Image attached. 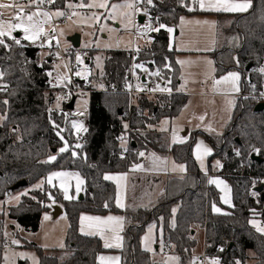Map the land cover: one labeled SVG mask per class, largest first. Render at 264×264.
I'll list each match as a JSON object with an SVG mask.
<instances>
[{"label":"trees","instance_id":"16d2710c","mask_svg":"<svg viewBox=\"0 0 264 264\" xmlns=\"http://www.w3.org/2000/svg\"><path fill=\"white\" fill-rule=\"evenodd\" d=\"M63 3L64 0H59L56 6L60 8ZM252 3L253 7L244 14L236 15L234 23L226 30L237 37V45L211 54L216 77L233 69L240 72L241 93L252 92L249 81L260 82L264 79V74L259 72L260 68H264V0H252ZM153 5V15L157 17L158 24L173 29L181 16L209 14L198 10L189 12L181 6L180 0H153ZM150 39L147 47L135 53L134 63L162 69L163 78L174 93L139 99L138 109L145 115L133 109L129 116L126 95L94 93L89 100L87 131L78 141L70 126L71 118L65 116L66 106L63 105L61 111L50 109L52 92L46 85L49 63L45 61L40 66L25 64L27 59L33 60L35 48L24 41L16 45L6 40L10 48L0 46V72L3 73L0 78L3 84L0 101H9L7 105L0 103V114L7 117L5 121H0V201L11 193L34 186L52 170L78 171L84 180L81 200L63 201L56 189L44 186L42 190L31 189L27 195H22L16 206L8 208L7 217L23 230L37 232L48 194L51 193L56 201L63 203L68 216L65 247L47 250L32 243L23 245L37 253L38 264H97L96 256L104 250L98 238L83 236L78 232L81 212L96 215L119 213L124 216L125 247L121 252V264H161L152 262L140 245L141 236L152 223L161 228L164 248L177 255L180 264H187L191 257L195 246L191 238L194 226L204 228L205 253L210 258L219 259L220 264H236V261L244 264L248 259L247 252L254 254L253 264H264V236L249 224L252 218H259L264 223V201L259 194L254 196L248 190L251 183L264 185V109L253 112L256 105L254 99L237 98L232 118L218 142L204 135L214 147L208 161L209 171L213 159H223V178L231 189V208L220 204L218 191L208 185L206 175L198 171L191 156V142L168 146L164 135L137 134L133 136L134 146L130 142L125 155H122L116 138L123 131L125 120L130 121L133 129L143 130L156 125L162 118L176 117L188 99L187 95L175 91L179 69L175 52L169 49V32L161 29L150 35ZM128 53L125 50L105 51L103 71L93 78L101 79L106 84L119 85L126 78L131 65ZM231 55L235 61L230 64L228 59ZM248 65L250 68L245 71ZM51 121L59 128H53ZM61 129V135L69 144V150L64 153L57 152L64 142L56 134ZM236 140L240 142L239 145ZM77 143L82 147L75 148ZM137 148L145 152L151 150L158 154H170L176 162L184 163L188 173L185 181L194 180V185L171 179L165 184L164 193L154 206L126 208L123 211L116 209L114 186L104 179V174L129 172L133 163L140 162ZM53 151L57 160L44 163ZM73 151L77 156L72 155ZM234 151L240 152L239 159L233 158ZM251 155L257 156L260 162L251 161ZM240 161L248 165L242 178L238 176ZM19 181H25L26 186L11 191V187ZM172 182L177 183L174 193V188L169 186ZM106 203L108 207H105ZM213 204L226 209L229 214L213 213ZM173 208L177 210L175 215ZM2 227L0 214V262ZM231 244L232 247L227 250ZM221 248L224 250L220 251ZM17 264L28 262L19 260Z\"/></svg>","mask_w":264,"mask_h":264},{"label":"rangeland","instance_id":"374dc122","mask_svg":"<svg viewBox=\"0 0 264 264\" xmlns=\"http://www.w3.org/2000/svg\"><path fill=\"white\" fill-rule=\"evenodd\" d=\"M141 1V0H140ZM138 3H141V2ZM4 2H9V0H4ZM87 2H91V0H87ZM68 3H72L73 5H77L80 3V0H64L63 5L55 11H63L67 13L69 17L73 11L79 13L77 16H71L65 23H57L56 25L52 24V21L57 20L59 17L52 16L50 23L45 25V29L48 32V36L41 37L45 39L51 38L52 35L56 33L57 37H55V41L57 45H62L63 47H68L70 45V39L78 36L80 38L79 48L86 50L88 54H90V58L93 61V65L91 67V75H98L103 71V55L104 52L107 50H131L139 47V49L147 47L149 43V38L147 37L152 31H145L143 35H141V30L145 28V25L149 24L150 21L147 18V14L145 15V9L139 8L137 12L133 9H119L115 13L114 18L110 17L109 13H111V5L112 4H125V3H135L134 0H108L109 7L107 9H100V8H68ZM10 10L5 11V19H7V12ZM37 11V10H34ZM41 11V10H40ZM32 12V11H31ZM97 13L99 15V20H87L85 19L87 16L91 15V13ZM30 13V12H29ZM244 14V13H243ZM139 16L146 17V20L140 24L137 22V18ZM130 17V18H129ZM187 21V20H186ZM187 23L181 25L178 23L175 31L178 32V36L176 37L177 48H175V61H185L186 63L180 64L178 63L179 69V78H182L184 84H186V88L182 87L179 90L185 94H187L188 99L186 104L184 105L183 109H181L179 115L176 118H163L159 122L160 130L167 129L165 132H169L168 134L164 135L166 139V144L168 146L177 145V144H185L188 142L192 143L191 147V156L196 164V167L201 175L205 176V171L201 169V164L196 159L195 149L196 144L199 142H203L205 146L212 149V154L214 153V147L212 142H210L204 135L211 137L212 139L218 142L219 138L224 133V130L227 124L230 122L233 114V108L237 97H234L235 94H240L242 91L241 85V74L238 70H230L220 76H215V66L213 64V56L205 51H194L191 49L192 46L190 45L192 37H199L198 32L190 33V35H186L187 32L186 26ZM218 26V25H217ZM221 26V30L218 34V42L215 37V29L213 34V39L211 37L213 45H219L218 50L226 47V48H233L237 45L238 40L237 37L234 36V33H229L224 31V22L219 23V28ZM51 28H55V32L51 31ZM133 31L135 32V36H133ZM61 32L63 34L61 35ZM14 36L18 35L21 41H24L30 47H36L40 40H38L35 44L24 40L23 33L17 31L13 33ZM211 36V33H210ZM5 41L8 40L13 42L11 39L7 37L4 38ZM14 43V42H13ZM189 45L190 47L185 46ZM197 48V47H193ZM215 48V47H214ZM179 50L183 52L178 53ZM192 50V51H189ZM217 50V51H218ZM196 52H201L202 54H198ZM99 57V60L97 59ZM208 61L212 63L209 64ZM235 61V57L231 55L230 59H228V63ZM145 68V67H144ZM166 68V67H164ZM138 71L141 73H146L147 75L153 72V69L145 68L147 71L141 68H137ZM238 72L240 74V81H239V93L229 92L228 88L229 85H219L214 90L213 84L205 85L206 81L203 79L204 75L210 74L211 76V83L213 82V78L219 79L220 77L226 75L229 72ZM1 73V72H0ZM1 78V77H0ZM95 80L94 78L92 79ZM2 83L0 82V88L2 87ZM203 86V87H199ZM196 86V88H193ZM198 92V94L193 93ZM234 101V104H229V101ZM59 105V106H57ZM88 105H89V96L84 95L80 96L75 101V107L72 110L65 109V116L71 118L70 126L72 122L83 123L84 127L87 129V120H88ZM64 107L59 101H52L50 109L61 111V108ZM74 113H83L82 115H74ZM1 115V114H0ZM203 116L204 120L201 121L199 117ZM164 121H167L165 124ZM211 126L213 131H208V127ZM72 128V126H71ZM74 138L77 141L81 138V136L85 133V131H81L77 133V131L72 128ZM173 132L177 138H183L185 140L184 143H172V136ZM185 134V135H183ZM64 146V142H63ZM62 146V147H63ZM61 148V147H60ZM59 148V149H60ZM59 149L57 152H59ZM155 153L156 156L160 157L161 160L166 161L167 163H162L158 167H153L151 162V154ZM56 154L52 152L51 155ZM204 157V168L207 170V174L213 175L216 173L219 168L216 166V162L222 159V157L215 158L210 162V171L208 169L209 166V158L212 156ZM173 162L175 164L180 165L184 163L176 162L170 154H158L154 151L149 150L145 153L144 157H141L139 164H143L145 166V170L143 171H135L131 173V178H133V185L132 188L129 190L128 195V176L126 181H114V180H106L113 184L115 189V198H114V206L116 209L123 211L125 208H138L141 207H151L154 206L159 197L162 195L160 191L162 186L168 183L171 179H180L185 181L188 173L187 169L185 172H180L179 170L173 171ZM186 167V165H185ZM54 171H67L73 173H79L78 171L74 170H52L48 172L42 180H46L48 175ZM120 174L125 173H107L106 175L117 176ZM80 177L82 178L81 174L79 173ZM214 178L222 179L230 189L229 183L222 177V176H215ZM83 179V178H82ZM140 180V182L136 180ZM41 180V181H42ZM207 180V179H206ZM84 181V180H83ZM40 183L37 182L34 186L23 188L19 191L9 194L5 197L3 201H0V214H2V236H3V244H2V251H1V262L0 264H17L19 260H26L28 264H38V255L34 250L24 248V243H32L42 249H63L65 247V238L66 232L68 228V216L66 211H64L63 203L58 202L52 196V194H48L47 201H46V209L42 212L40 222H39V229L37 232H30L25 231L20 228L13 220L7 217L8 208L16 206L20 199L17 201L13 199L16 196H21L23 193H27L31 189L42 190L44 186L48 187L49 189H56L59 195L61 196L63 201H76L81 200L80 196L83 192V185L81 186V191L77 195L75 192V185L76 181L74 178L70 179L68 182L69 187V195H74L75 198L71 200L64 199L63 191L60 187L59 180H54L53 185H49L44 183L41 188H37L36 185ZM119 183V188L117 184ZM189 186L194 185V180L185 181ZM208 183V180H207ZM208 185H211L208 183ZM169 186L175 188L177 186L176 182H172ZM213 186L219 193V202L223 207H229L227 204H224L221 197L224 196V193L217 188L215 185ZM165 188V186H164ZM164 193V192H163ZM172 193V194H173ZM26 194V195H27ZM49 195H51L52 199H49ZM229 198L231 200V194L229 192ZM129 196V197H128ZM117 198L120 199L122 207L117 206L116 200ZM133 202L131 203V201ZM139 207V208H141ZM219 207V206H217ZM56 208L61 211V213L56 214ZM220 208V207H219ZM47 215L49 219L45 220L44 217ZM100 216L102 218H106L109 215L122 217L124 219L123 231L119 234L123 236V248H105L104 241L100 239L99 236H87L81 233L80 231V217L81 216ZM255 219L258 223H261L259 218H252ZM250 219V220H252ZM249 220V221H250ZM87 224V222H85ZM250 224V223H249ZM262 224V223H261ZM264 224V223H263ZM153 225L149 224L145 232L140 238V245L141 249H145V244L143 242V237L145 235H150V247L151 251H145L149 254V257L152 262L154 263H161V264H180L175 258L178 257L175 254H169L167 251H164V246L162 242V234L161 228L155 227L151 233H149L148 229L149 226ZM155 225V224H154ZM251 225V224H250ZM156 226V225H155ZM252 226V225H251ZM124 229H125V218L122 214L119 213H107L104 215H96L91 214L88 212H81L78 216V232L87 237H96L101 242V247L104 250L97 255L96 263L100 264L98 257L103 256H119L121 264L122 255L121 252L125 247L124 241ZM255 230V228H253ZM256 231V230H255ZM257 232V231H256ZM264 236V235H263ZM17 240L19 241L18 244H13L12 241ZM197 243L193 250V254L191 255L187 264H192L193 258H201L204 256V248L201 244L202 241L196 238ZM61 245H63L61 247ZM23 254V256L21 255ZM247 261L244 264H252L254 263V254L251 252H247ZM5 256H7V260H5ZM66 257V254H64ZM197 259V260H198ZM211 259L217 258H210L207 259L203 264H208ZM241 264V263H240Z\"/></svg>","mask_w":264,"mask_h":264},{"label":"snow or ice","instance_id":"6c2138e0","mask_svg":"<svg viewBox=\"0 0 264 264\" xmlns=\"http://www.w3.org/2000/svg\"><path fill=\"white\" fill-rule=\"evenodd\" d=\"M56 0H28L27 4H21L19 0H9V2H4V0H0V46H3L4 48H10V45H8L5 42V37L8 39H11L16 45L21 44V40L17 38L16 36L13 35V33L20 31L23 33V39L30 41L32 43H36L38 40L41 39V37H46L48 36V32L45 29V25H48L50 23V20L52 16H57L61 17L64 16L65 13L63 11H56V12H49V11H40L39 7L45 3L48 4H54ZM141 2L147 4V5H153V0H141ZM181 6L187 8V11L193 12V11H201V12H207V13H246L248 12L249 9L253 7L252 0H180ZM32 5H36L37 11H32V12H26V8L31 7ZM154 6V5H153ZM68 8H100V9H107L109 7L108 0H91V2H87V0H80V3L77 5H73L72 3H68L67 5ZM133 9V10H138L136 8V3H125V4H112L111 5V13H109L110 17L114 18L115 13L119 9ZM6 10H11L7 12V19H5V11ZM147 14L145 10V15ZM79 13L73 11L71 13V16H77ZM71 16L69 18H71ZM130 18V17H129ZM85 19L87 20H99V15L95 12L91 13V15L87 16ZM196 23V24H205L209 25L211 28H215V23L214 22H209L207 20L205 21H186L184 17H181L180 23L181 25L185 23ZM161 29H166L167 32L173 33L174 29L171 27H167L164 24H159V27L153 28L152 24L149 23L145 25V28L141 30V35L144 34L145 31H156L159 32ZM51 31L55 32V28H51ZM63 32H61V35ZM51 39H48V45L51 46ZM151 41H149L150 43ZM40 47H44V42L41 41L39 44ZM140 49L139 47L136 48V52L139 53ZM57 57L59 58V54L56 53ZM99 60V57L97 58ZM76 62L77 64H82L83 61L78 54L76 56ZM177 63L184 64L186 63L185 61H177ZM209 64H211V61H208ZM237 64H239V60L237 59ZM57 69L60 67L59 65L55 66ZM64 67L68 69V65L65 64ZM133 68H141L147 71V69L144 68L143 64H134ZM69 71L71 69H68ZM259 72L261 74H264V68H260ZM155 75L159 76L160 73L156 72L154 73ZM48 76H52V72L47 73ZM76 76H80L81 78L86 79L88 75V70L85 68L82 71H76L75 72ZM3 76V73H0V77ZM57 84L53 85L59 86L61 83L65 81H69V78L64 75L58 73L57 76L55 77ZM239 81H240V74L238 72H229L226 75L220 77L219 79L213 78V86L214 90L216 89L217 86L219 85H229L230 87L228 88L229 92H235L239 93L240 88H239ZM70 82V81H69ZM169 83L171 82L170 80L168 81ZM102 87V86H101ZM129 88H131V85H129ZM253 88L255 86L253 85ZM145 89L142 86H137V91H144ZM150 92H168L171 94L172 89L171 88H162L160 87L159 84L156 85L155 88H150L148 89ZM262 96H264V93H261ZM58 101L59 99H62L61 97L57 98ZM0 103L7 105L9 103L8 100H3L0 101ZM229 104H234V101H229ZM59 106V105H57ZM83 113H74V115H82ZM7 117L5 115H0V121H5ZM201 121L204 120V117L201 116L199 117ZM53 128H59V125H57L54 121H51ZM166 124L167 121H164ZM72 128H74L77 133L81 131H87V129L84 127L83 123H78L73 121L72 122ZM151 127V126H149ZM124 128L127 129L128 125L125 124ZM162 131H166L167 129H161ZM208 131H213L211 126L208 127ZM15 131V129H14ZM63 129L58 131L56 134L57 136L60 137L61 140H64V137L61 135V132ZM122 141V144L126 141L125 136H121L119 138ZM185 140L183 138H177L175 135V132H173L172 136V143H184ZM82 145L80 143H77L75 145V148H81ZM69 150V144L68 141L64 140V146L59 149L60 153H64ZM127 151V149H124ZM255 151L259 152L258 149ZM212 154V149L208 148L203 144V142H199L196 144V149H195V155L197 161L200 162L201 164V169L205 171V174L207 175V170L204 168V157L209 156ZM72 155L75 157L77 156V153L75 151L72 152ZM139 157H144L145 153L140 152L137 154ZM236 155H240V152L237 151ZM123 158V157H122ZM57 160V156L55 154L50 155L44 163H52ZM151 162L153 167H158L162 163H167L166 161L161 160L160 157L156 156L155 153L151 154ZM216 166L218 168L222 167L219 161L216 162ZM145 170V166L143 164L139 163H133L130 167V171L135 172V171H143ZM179 170L180 172H185L186 167L183 164L177 165L175 162H173V171ZM74 178L76 181L75 185V192L78 195L79 192L81 191V186L83 185L84 181L80 177L79 173H73V172H67V171H54L51 172L46 180L40 181L38 185H36L37 188H41L44 183H47L49 185H52L53 187V181L54 180H59L60 182V187L63 191L64 194V199L66 200H71L74 199V195H69V187H68V182L70 179ZM105 180H114V181H126L127 180V174H120L117 176H112V175H105L104 177ZM208 183L211 185H215L217 188H219L223 193L224 196L221 197L222 201L224 204H227L229 207H232L233 205L231 204V200L229 198V192L230 189L228 188V185L222 180L218 178H210L208 180ZM119 183L117 184V187L119 188ZM27 193H23V195H26ZM253 195L255 196L256 193L254 192ZM13 199L19 200L20 197L16 196ZM49 199H52L51 195H49ZM117 206L122 207L123 205L121 204V201L119 198L116 200ZM105 207H108L107 203L105 204ZM176 209L173 208L172 212L173 215L176 213ZM212 211L217 214H223V215H228L229 213L222 212V210L217 207L215 204L212 205ZM256 213L253 210V216H255ZM45 220L49 219L47 215L44 217ZM162 219V218H161ZM87 222V224L85 223ZM173 227L175 226V221L172 222ZM249 223L252 225L255 230L264 235V224L258 223L255 219H252L249 221ZM80 231L82 234L87 235V236H99L101 240L104 241V247L107 248H123V236H121L119 233L123 231V225H124V219L122 217L118 216H112L109 215L106 218H102L100 216H81L80 217ZM156 226L153 224L149 226V233L153 231V229ZM150 235H145L143 237V242L145 244V251H151L150 247ZM13 244H18L19 241L13 240ZM63 245H61L62 247ZM163 246V245H161ZM224 249L221 248L220 251H223ZM23 256V254H21ZM175 259L177 262L179 260L178 257L171 258ZM197 259L198 258H193L192 264H197ZM5 260H7V256H5ZM98 260L100 264H119L120 257L119 256H99ZM208 264H220L219 259H211ZM236 264H240V261H236Z\"/></svg>","mask_w":264,"mask_h":264},{"label":"built area","instance_id":"2783aa9c","mask_svg":"<svg viewBox=\"0 0 264 264\" xmlns=\"http://www.w3.org/2000/svg\"><path fill=\"white\" fill-rule=\"evenodd\" d=\"M59 0H56L54 4H48L45 3L39 7V10L41 11H55L57 10L56 4ZM140 0H135L136 8H143L147 12V18L152 24L153 28L159 27L158 19L155 15H153V5H147L143 2L138 3ZM21 4H27L28 0H19ZM34 10H38L36 5H32L31 7L26 8V12H31ZM11 11V10H10ZM138 10H135L137 12ZM69 19V15L65 13L64 16L59 17L57 20L52 21L53 25H56L57 23H65ZM146 20V17L144 18V21ZM153 33H156V31H152L147 37L150 38V35ZM133 36H135V32L133 31ZM55 37H57L56 33L51 36V46L48 45V40L45 38H41L38 45L35 48L34 52V58L27 59L25 61V64H37L40 66L43 62L47 61L50 65V69L47 71L52 72V76L46 75V85L52 92V99L53 101H58V97H61L62 99H59V102L62 105L69 104L72 100H74L73 109L75 107V101L78 97L88 95L89 100L90 96L94 93H118V94H124L128 98V104H127V115L129 116L133 109H136L139 114L145 115V113L141 112L138 109V100L139 99H152L155 96H163V95H171L168 92H150L148 89L155 88L157 84L160 85L162 88H168L167 81L163 78V72L160 68H152L153 72L150 74L141 73L138 71L137 68H133L134 63V56H135V49L128 50L127 57L131 60V65L129 67L128 73L126 78L119 84H106L101 79H95L92 80L95 75H91L88 78L84 79L80 76H76V71H82L83 69L90 66V58L86 50L81 48H73L72 46L69 47H62L61 45H57L55 41ZM58 39V37H57ZM41 41L44 42V47H40L39 44ZM56 53L59 54V58L57 57ZM80 55L83 63L77 64L76 62V56ZM68 65V69H71L70 71L64 67V65ZM59 65L60 67L57 69L55 66ZM149 68V67H145ZM151 70V68H149ZM159 72L160 75L157 76L154 73ZM64 74L69 78V81H65L61 83L59 86H53L57 84V81L55 77L57 74ZM144 77V80H141V78ZM249 87L251 89V93H240L237 95V98H252L256 101V104L264 103V96L261 95V93H264V79H262L260 82L256 81H249ZM129 85H131V88H129ZM142 86L145 90L144 91H137V86ZM253 85L255 88H253ZM102 86V87H101ZM89 109V106H88ZM127 124L128 128L125 129L124 125ZM151 127H147L143 130H137L133 129L130 126V121L125 120L123 124V131L120 133V135L116 138L117 145L122 149V155L124 156L126 151L124 150L127 148V145L132 142L134 143L133 136L134 135H161L160 132L156 129L154 125H150ZM121 136L126 137V141L122 144V141L119 139ZM140 152H145L141 148L136 149V154ZM237 151L233 152V158L239 159V156L236 155ZM220 164L223 165V159H220ZM248 169V165L240 161L238 164V172L240 173L239 177H244V171ZM215 176H222L224 177L222 167L219 168V170L214 173L213 175L208 174L206 175V178L215 177ZM249 179H252L251 176H248ZM262 182L264 183V179H262ZM259 184L251 183L248 186V190L250 193H254V188L257 187ZM263 224V222L261 221ZM207 259H210L209 256L206 255L204 252V256L199 258L197 260V264H203Z\"/></svg>","mask_w":264,"mask_h":264},{"label":"crops","instance_id":"0c3cea01","mask_svg":"<svg viewBox=\"0 0 264 264\" xmlns=\"http://www.w3.org/2000/svg\"><path fill=\"white\" fill-rule=\"evenodd\" d=\"M135 1V0H134ZM239 14H243V13H221L220 15H216V14H213V13H209V14H200V15H190V16H181V17H184L185 18V20H187V21H197V20H199V21H205V20H207V21H209V22H214L215 23V28H211L209 25H205V24H196V23H187L186 24V26H188L187 28H186V31H184V32H187V36L188 35H190V33H195V32H198V34H199V37H192V38H189V39H191V42H190V45L192 44V45H195V46H192V48L191 49H194V51H205V53H207V54H209L210 53V55L214 52V51H217L218 50V47H219V45H213V43H212V40H211V37H212V39H213V34H214V29H215V37H216V39H217V37H218V34H219V32H220V30H221V26H220V28H219V23L221 24V23H223L224 22V28H222L224 31H226V30H228L231 26H232V24L234 23V21H235V17H236V15H239ZM181 17L179 18V21H178V23H180V19H181ZM137 22H138V18H137ZM143 22H144V19H143ZM142 24V23H141ZM218 25V26H217ZM210 33H211V36H210ZM178 36V32H176L175 31V29H174V31H173V33H169V49H173V50H175V48H177V43H176V40H177V37ZM149 40L151 41V39L149 38ZM217 42H218V39H217ZM62 46V45H61ZM69 46H71V44L69 45ZM68 46V47H69ZM185 46H187V47H190L189 45H186L185 44ZM63 47V46H62ZM193 47H197V48H193ZM215 47V48H214ZM178 49V48H177ZM119 50H121V49H119ZM125 51H128V50H125ZM177 51H179V50H177ZM189 51H192V50H189ZM181 52H183L182 50H181ZM180 51L178 52V53H181ZM196 53H198V54H202L201 52H196ZM88 55H90V54H88ZM89 58H90V56H89ZM90 62H91V64H90V66H88L86 69L88 70V75H87V78L89 77V76H91V74H90V72L92 71L91 70V67H92V65H93V61H92V59L90 58ZM177 63V62H176ZM213 64H214V59H213ZM177 65H178V63H177ZM215 68V67H214ZM203 79H205V85H210V84H213V82L211 83V76H210V74H206V75H204V77H203ZM186 84H184V82H183V80H182V78H179L178 79V81H177V88H176V92L177 93H182V94H185V93H183V92H181L180 90H179V88H182V87H185L186 88ZM199 87H203V86H200L199 85ZM193 88H196V86H193ZM173 92V91H172ZM174 93V92H173ZM193 93H196V94H198V92H193ZM185 95H187V94H185ZM234 97H237V94H235V95H233ZM89 106V105H88ZM183 109V108H182ZM179 115V114H178ZM177 115V116H178ZM176 116V117H177ZM176 117H174V118H176ZM173 118V119H174ZM163 119V118H162ZM161 120V119H160ZM160 120H159V122H160ZM159 122L156 124V125H154L155 127H156V129L158 130V132H160L161 133V135H166V133L168 134L169 132H165V131H162V130H160V128H159ZM183 135H185V134H183ZM144 153H146V152H144ZM131 173H132V171H129V172H126V174H127V176L129 177L128 178V187H127V189H128V195H129V190H130V188H132V185H133V178H131ZM105 175L106 174H104V177H105ZM208 175V174H207ZM210 178H214V177H210ZM210 178H207V180H209ZM136 181H138V182H140V180L138 179V180H136ZM109 182V181H108ZM164 186H165V184L162 186V189H161V191H160V194H163V192H164ZM230 194H231V189H230ZM82 195H83V192H82ZM129 197V196H128ZM129 201H131V203L133 202V200H131V198H130V200ZM231 204H232V201H231ZM138 207H141V206H138ZM127 208H128V206H127ZM227 208H231V207H227ZM126 209V208H125ZM124 209V210H125ZM221 209V208H220ZM222 210V212H227V210L226 209H221ZM211 211H212V206H211ZM213 212V211H212ZM214 213V212H213ZM197 236H198V239L200 240V241H202L201 242V244H202V246H203V248H204V252H205V230H204V228H202V227H199V226H194L193 227V229H192V231H191V238L193 239V241L195 242V246H196V243H197V240H196V238H197ZM195 246H194V248H195ZM194 248L192 249V252H191V255L193 254V250H194ZM164 251H167L165 248H164ZM168 252V251H167ZM169 253V252H168ZM252 253V252H251ZM169 254H171V253H169ZM98 255V254H97ZM96 258H97V256H96ZM253 264V263H252Z\"/></svg>","mask_w":264,"mask_h":264},{"label":"water","instance_id":"95a60500","mask_svg":"<svg viewBox=\"0 0 264 264\" xmlns=\"http://www.w3.org/2000/svg\"><path fill=\"white\" fill-rule=\"evenodd\" d=\"M143 19H144L143 16H139L138 17V23H140V24L143 23ZM16 37H18V35H16ZM79 43H80V38L78 36H75V37H73V38L70 39V44H71V46L73 48H79ZM249 68H250V65H248L245 68V71H248ZM141 80H144V77H142ZM73 104H74V100H72L69 104L66 105V109L67 110H72L73 109ZM263 109H264V103H259V104H256L255 105L253 112H255V113L261 112ZM236 142H237L238 145L240 144V142L238 140H236ZM133 146H134V144H133ZM250 159L253 162H260L259 158L257 156H255V155H251ZM26 184L27 183L25 181H19L15 185H13L10 190L11 191H15V190H17L19 188L25 187ZM253 191L256 194H259L260 197H261V200L264 201V185L263 184L255 187ZM82 198H83V195L80 196V199H82ZM59 213H61V211L56 208V214H55V216H57V214H59ZM231 247H232V244L229 245V247H228L227 250H229Z\"/></svg>","mask_w":264,"mask_h":264}]
</instances>
